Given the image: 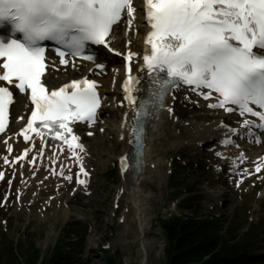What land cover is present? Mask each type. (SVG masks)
I'll return each instance as SVG.
<instances>
[{"label":"snow or ice","instance_id":"1","mask_svg":"<svg viewBox=\"0 0 264 264\" xmlns=\"http://www.w3.org/2000/svg\"><path fill=\"white\" fill-rule=\"evenodd\" d=\"M143 5L147 35L141 71L146 70L151 79L148 100L138 102L134 96L140 80L131 75V65L137 54L128 51L123 57L126 79L122 91L133 116L129 125L133 145L140 144L143 118L150 107H163L166 95L181 86H188L205 101L215 95L216 102L209 103V108L227 113L238 110L240 117L256 118L242 121L249 135L253 127L264 131V0H143ZM135 13L133 0H0V28L10 26L9 35L0 37V133L8 126L12 89H16L34 106L20 135L29 141V133H35L44 143L46 131L53 140L66 144L85 177L80 179L77 174L76 183L86 186L88 173L77 151L82 152L83 146L71 125L95 121L100 107L98 85L83 79L49 90L42 82L49 59L44 42L56 45L52 51L61 65L68 64L69 55L96 63L97 57L84 55L86 46L115 52L108 43L114 26L126 14L131 32ZM96 66L103 68L100 63ZM228 131L236 134L235 129ZM223 143L227 146L233 141ZM4 161L8 163L7 156ZM128 161V156L122 158L123 171H128ZM255 171L259 173L261 166ZM59 174L65 180L73 179L63 170ZM4 175L0 172V180Z\"/></svg>","mask_w":264,"mask_h":264},{"label":"rangeland","instance_id":"2","mask_svg":"<svg viewBox=\"0 0 264 264\" xmlns=\"http://www.w3.org/2000/svg\"><path fill=\"white\" fill-rule=\"evenodd\" d=\"M178 108L177 121L176 119L169 121V127L165 130L167 134L163 135L158 145L160 151L158 158L164 165L162 168L165 174L163 182L159 187L155 184L151 185L148 196L150 198L143 206L146 210L143 215L145 218L148 217L146 219L149 224L145 240L152 244L147 249L149 262L153 260L155 252L161 248L160 261L156 264H165V239L158 221L173 214H189L179 209V203L170 201L171 176L174 173L177 174L178 179L187 180L188 187H192L193 194L199 197L196 209L198 216L219 217L230 222L233 220L237 228H242L241 225L246 221L252 224L259 221L264 222V198H260V201L253 204L250 203V198H254L255 193L247 195V198L242 197L244 193L241 198L231 191L223 197L221 194L215 195L216 191L223 193L224 188L213 173L214 163L211 156L204 151H194L191 147L184 145H172L175 135L182 132L179 129L183 125L181 118L185 117L183 121L189 122L191 121L189 117L199 116V112ZM114 115V119L112 117L107 119V132L103 135L98 133L99 137H94L91 141L96 168L92 181V194L87 198L80 195L63 197L53 202L50 208L44 206L46 211H43L44 207L41 205L42 198L31 208L27 207V210L18 211L15 208H9L7 211H0L1 242L24 244L26 241H31L43 256H48L59 241L69 242L73 239L72 242H75L80 237L81 264H104L101 252L106 247L115 255L117 264H139L141 259L137 257V224L132 211L127 208L125 196L122 197L118 210L115 211L112 207L113 198L123 183L117 175L115 160L124 152L126 146L125 142H117L116 135L110 129L119 122V114L114 113ZM203 116L201 119L205 123L212 122L213 116L209 113ZM175 121L179 124H174ZM169 173L172 174L169 175ZM187 196V192H184L183 197ZM245 200L248 206H241ZM65 212H67L66 216ZM121 217H124L123 223H120ZM254 245L264 246L263 243L258 244L257 242H254ZM24 249L25 247L22 246L21 251L23 252Z\"/></svg>","mask_w":264,"mask_h":264},{"label":"bare ground","instance_id":"3","mask_svg":"<svg viewBox=\"0 0 264 264\" xmlns=\"http://www.w3.org/2000/svg\"><path fill=\"white\" fill-rule=\"evenodd\" d=\"M135 5L138 6V0H136ZM139 8V7H138ZM137 23L135 26L136 30V35L134 36L133 34H128L126 36V32L124 31H116L113 32V38L115 39V42L113 46L117 49H122L124 47V41H131L130 49L133 50H138L141 45H142V35L144 34V27L141 25L142 24V17L140 12L137 13ZM101 59L102 61L107 60V56L104 53H101ZM92 69V65H88L85 70L83 71V74H87L90 70ZM69 75L75 74L74 72H69ZM63 79L65 76H61ZM109 80L107 74L105 73L101 81L103 83H107ZM56 80H52L51 76L47 77V83L51 85H56L58 83L55 82ZM53 87V86H51ZM119 92L116 90V93L114 94L115 97H118ZM170 103V100H169ZM112 109H102V113H109L110 115H113L116 113V108H114V104L111 102ZM200 109H205L204 106L200 105ZM127 115V121L125 123L124 127V120L123 116ZM171 114L169 112H166L164 110L159 111L153 120H151L145 127V148H144V161L145 165H143L140 169V173L135 176L131 177L130 175H125L123 177L124 182L121 185L125 194V199L127 200V208H129L133 215L135 217V223L136 228H137V243H138V253L137 257H140V262L139 264H156L157 262L160 261V249L159 248L155 252V256L153 257V260L151 262L148 261V247H150L152 244L147 242L145 240L146 236V231L148 229L149 224L147 223L148 220L144 217L143 213L146 211L143 206L147 202V200L150 198L149 196V191H151V185L155 184V186L159 187L161 185L163 176H165L163 172V163L161 160L158 158L159 154V149L158 145L161 142L163 135L166 133L165 130L169 127V118ZM133 118L132 114H129L126 108L121 109V115L119 118V122H117L116 126H113V128H110L114 134H116L117 140L120 137L125 138L127 141L131 140L128 132L127 125L128 122L131 121ZM216 121L212 124H206V123H201L198 122V120L194 119L195 123H190L187 124L189 125L188 129H185L184 132L182 130L181 136L178 135L175 137V140L172 142V145H185L187 147L191 148H198L201 145H205V143H212L214 142L215 136L223 133V130L218 127V124L222 122V117L220 115L215 116ZM124 127V128H123ZM19 128V124H15V129ZM219 128V129H218ZM108 130V128H107ZM217 133V134H216ZM167 134V133H166ZM103 141V140H102ZM11 142V141H10ZM103 144H101L102 146ZM100 146V145H99ZM1 149V146H0ZM102 150V148L100 147ZM130 146H126L124 150H130ZM218 152H225L221 153L220 156H228L231 159H237L238 161L240 160L239 158V153L233 151L230 153L229 149H222L217 147L216 149ZM242 150L245 151L247 157H251L252 159L257 158V154L259 149L256 148H251L247 146H243ZM103 151V150H102ZM104 152V151H103ZM160 156V155H159ZM220 163L219 165H221ZM153 166V170H152ZM165 171V170H164ZM24 179L19 186V190H21V199H22V204L24 203H29V200L31 199L29 196H32L35 194L37 197L40 196H54V198H57L55 195V191L57 195H64L66 191L70 192L72 194H75V191L69 190L68 188H59V181H52V182H45L43 186L39 187L38 182L43 181L42 180V174L39 176L38 179L32 180L30 178L31 173H25ZM20 176V174H18ZM164 184V183H163ZM29 186L26 191H24V187ZM45 186V187H44ZM44 187V188H43ZM68 189V190H67ZM155 189V188H154ZM151 193V192H150ZM220 191H216L215 195H220ZM151 195V194H150ZM43 206H51L52 203L49 201H46V198L43 199ZM143 208V209H142ZM148 208V207H147ZM148 210V209H147ZM151 211V210H150ZM127 213V212H126ZM67 212H65L66 216ZM129 215V214H128ZM127 215V216H128ZM126 216V215H125ZM147 216V215H146ZM134 220V219H133ZM126 221V220H125ZM135 239V238H134Z\"/></svg>","mask_w":264,"mask_h":264},{"label":"trees","instance_id":"4","mask_svg":"<svg viewBox=\"0 0 264 264\" xmlns=\"http://www.w3.org/2000/svg\"><path fill=\"white\" fill-rule=\"evenodd\" d=\"M180 193L173 196L178 198ZM185 201V203H188ZM188 207V205H187ZM191 209V207H189ZM165 238V264H244L241 255L253 251L252 238L248 234L236 235V230L221 221L172 217L160 221ZM64 244V243H63ZM20 244L13 249L11 244L0 250V264H80V247L68 245L69 250H54L40 261V253L32 242ZM15 251H19L17 255ZM17 256L21 260H17ZM104 264H117L114 256L104 253Z\"/></svg>","mask_w":264,"mask_h":264}]
</instances>
